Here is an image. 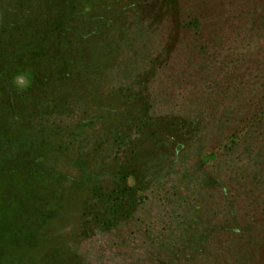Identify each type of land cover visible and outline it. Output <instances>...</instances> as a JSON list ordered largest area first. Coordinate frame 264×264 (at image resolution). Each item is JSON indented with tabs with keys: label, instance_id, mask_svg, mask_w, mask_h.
I'll return each instance as SVG.
<instances>
[{
	"label": "trees",
	"instance_id": "obj_1",
	"mask_svg": "<svg viewBox=\"0 0 264 264\" xmlns=\"http://www.w3.org/2000/svg\"><path fill=\"white\" fill-rule=\"evenodd\" d=\"M180 5L0 0V264H87L76 249L83 242L135 228L139 221L154 230L159 219H166L159 258L174 264H264V208L253 221L225 228L184 220L173 229L170 213L153 216L151 226L138 217L154 188L163 189L169 162L191 157L205 165L216 158L205 152L211 133L199 115L178 100L157 111L150 92L160 64L173 61L184 43L215 65L226 50L224 39L207 36L198 17L184 20ZM144 8L163 35L154 34ZM126 13L137 22L128 19L125 25ZM135 24L145 31H136ZM141 41H148L147 49L137 52ZM155 42L157 51L156 44L151 48ZM18 75L28 77L23 89L14 84ZM262 101L258 120L264 117ZM232 118L233 128L242 131L249 121ZM262 121L256 122L259 129ZM227 210L232 217L234 208Z\"/></svg>",
	"mask_w": 264,
	"mask_h": 264
},
{
	"label": "rangeland",
	"instance_id": "obj_2",
	"mask_svg": "<svg viewBox=\"0 0 264 264\" xmlns=\"http://www.w3.org/2000/svg\"><path fill=\"white\" fill-rule=\"evenodd\" d=\"M180 2L183 19L198 17L207 27V36L224 39L226 50L218 57L221 64L215 65L202 60L201 51L184 43L176 48L173 61L164 60L160 64L158 79L150 85V92L157 111L171 109L178 100V106L193 116L199 115L204 122L202 127L211 133L204 145L205 152H215L216 158L205 165L191 157L178 163L169 162L161 175L164 190L154 188L138 217L147 218L145 224L151 226L153 216L170 213L166 218L173 229L184 220L212 228L241 224L246 219L253 221L258 208H264V197H259L264 196V124L258 128L260 120H264V117L258 120L264 98V0ZM143 12L150 21L148 24L153 25L154 34L160 35L163 30L158 28L159 24L151 23L150 11L144 8ZM123 18L125 25L128 19L130 24L137 22L132 14L126 13ZM136 26V31H145L144 25ZM147 42H139L135 50H146ZM155 44L152 43V50ZM155 47V51L161 48L158 44ZM129 56L131 52L125 59ZM186 56L190 59H185ZM140 64L137 63V68L143 71L146 64L139 67ZM229 116H248L249 121L242 131L233 128L234 121ZM3 164L8 166L7 162ZM180 175L191 180H182ZM16 185L12 187L13 193H18ZM170 203L175 204L172 209ZM228 208H234L232 217ZM162 221L154 230L139 221L135 228L129 226L120 232L98 235L76 249L87 264H174L172 259L157 255L165 241L166 225ZM227 260L229 264H237Z\"/></svg>",
	"mask_w": 264,
	"mask_h": 264
},
{
	"label": "clouds",
	"instance_id": "obj_3",
	"mask_svg": "<svg viewBox=\"0 0 264 264\" xmlns=\"http://www.w3.org/2000/svg\"><path fill=\"white\" fill-rule=\"evenodd\" d=\"M14 84L15 86L18 88V89H23L27 86L28 84V77L25 75L23 77L21 76H17L15 79H14Z\"/></svg>",
	"mask_w": 264,
	"mask_h": 264
}]
</instances>
